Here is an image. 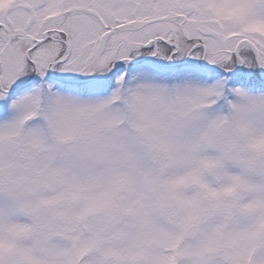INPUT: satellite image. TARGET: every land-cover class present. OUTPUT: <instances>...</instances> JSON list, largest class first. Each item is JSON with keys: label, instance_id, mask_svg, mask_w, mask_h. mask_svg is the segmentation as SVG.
<instances>
[{"label": "snow or ice", "instance_id": "obj_1", "mask_svg": "<svg viewBox=\"0 0 264 264\" xmlns=\"http://www.w3.org/2000/svg\"><path fill=\"white\" fill-rule=\"evenodd\" d=\"M0 264H264V0H0Z\"/></svg>", "mask_w": 264, "mask_h": 264}]
</instances>
